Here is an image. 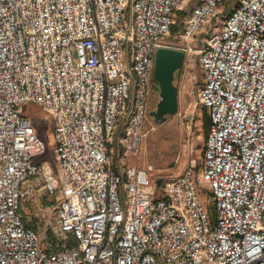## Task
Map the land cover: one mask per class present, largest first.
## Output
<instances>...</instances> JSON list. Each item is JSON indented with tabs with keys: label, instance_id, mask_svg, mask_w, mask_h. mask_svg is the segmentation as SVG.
I'll return each mask as SVG.
<instances>
[{
	"label": "built area",
	"instance_id": "2783aa9c",
	"mask_svg": "<svg viewBox=\"0 0 264 264\" xmlns=\"http://www.w3.org/2000/svg\"><path fill=\"white\" fill-rule=\"evenodd\" d=\"M228 1L195 2L171 47L192 0H0V264H264V0ZM209 25L202 174L156 199L126 164L149 133L156 53L189 57ZM28 104L52 121V157Z\"/></svg>",
	"mask_w": 264,
	"mask_h": 264
},
{
	"label": "rangeland",
	"instance_id": "374dc122",
	"mask_svg": "<svg viewBox=\"0 0 264 264\" xmlns=\"http://www.w3.org/2000/svg\"><path fill=\"white\" fill-rule=\"evenodd\" d=\"M237 2L238 0L225 2L223 4L224 10L231 11ZM193 6L194 3H190L185 11L189 12ZM213 31V26L209 25L192 42L193 52L189 57H186L183 68L175 74L174 83L178 89L177 114L168 117L163 123L156 122L149 110L150 108L154 109L155 105L160 102L157 88L154 98L151 95L148 106L149 133L143 141L139 158L134 161L132 160V162L131 160L126 162L127 165L131 164L133 167H135L134 165H138L141 169L147 171L150 180L156 188V199L163 197L162 188L163 185L165 186V180L169 177L184 175L186 170L191 166L195 169L193 177L196 181L202 174L206 149L204 118L206 114L208 115V112L200 104V93L204 80L199 65V51L203 48L205 39ZM161 42L171 47H184L182 42L177 39V36L173 35L164 38ZM151 94H153V90ZM23 116L34 120L39 137L47 145L48 152L46 156L52 157L55 150L52 121L34 104L24 106ZM159 182H161V185H159ZM199 188L206 194L202 198L207 211L211 216H215L212 212L214 201L212 200L209 185L201 181L200 184L198 183V190L200 192ZM50 204L51 202H49Z\"/></svg>",
	"mask_w": 264,
	"mask_h": 264
},
{
	"label": "water",
	"instance_id": "95a60500",
	"mask_svg": "<svg viewBox=\"0 0 264 264\" xmlns=\"http://www.w3.org/2000/svg\"><path fill=\"white\" fill-rule=\"evenodd\" d=\"M185 59L186 55L181 50L162 47L156 53L153 76L160 88V102L151 116L158 123L178 112V89L174 85V77L183 68Z\"/></svg>",
	"mask_w": 264,
	"mask_h": 264
},
{
	"label": "bare ground",
	"instance_id": "6f19581e",
	"mask_svg": "<svg viewBox=\"0 0 264 264\" xmlns=\"http://www.w3.org/2000/svg\"><path fill=\"white\" fill-rule=\"evenodd\" d=\"M153 76H152V80H151V93H152V90H153V84L154 83H156L157 85H158V83L155 81V80H153ZM204 78H205V76H203V80H204ZM174 82H175V77H174ZM174 85H175V83H174ZM158 87H159V85H158ZM203 87H204V82H203ZM203 87H202V89H203ZM201 89V90H202ZM151 95L152 94H150V97H151ZM159 95H160V88H159ZM149 100H150V98H149ZM155 111V110H154ZM209 131H210V129H209ZM208 136H209V134H208ZM207 140H208V138H207ZM206 145H207V142H206ZM142 147V146H141ZM207 148V147H206ZM141 150V149H140ZM205 154H206V149H205ZM205 154H204V158H205ZM132 166V165H131ZM133 167V166H132ZM204 167V166H203ZM133 168H138V166L136 167H133ZM192 169H193V171H195V169H194V167H192ZM147 178V177H146ZM149 181H150V183H152V181L150 180V179H148ZM153 184V183H152ZM207 184V183H206ZM209 185V184H208ZM164 186V185H163ZM209 187H210V185H209ZM200 189V188H199ZM210 191H211V196H212V192H213V190H212V188L210 187ZM203 195H206L205 193H204V191L203 190H201L200 189V192H199V196H200V198L202 199V196ZM213 200V199H212ZM214 201V200H213ZM198 208H205V203L203 202V199H202V201H198ZM212 212H213V214H215V212H216V202H214V208L212 209ZM160 231H161V233H169L170 232V225H169V221H161L160 222Z\"/></svg>",
	"mask_w": 264,
	"mask_h": 264
},
{
	"label": "trees",
	"instance_id": "16d2710c",
	"mask_svg": "<svg viewBox=\"0 0 264 264\" xmlns=\"http://www.w3.org/2000/svg\"><path fill=\"white\" fill-rule=\"evenodd\" d=\"M197 1L198 0H193L192 3H195ZM186 14H187L186 11L183 12V13L178 14L176 24L173 26V29H172V35L173 36L179 35V33L182 31V29H183V19H184ZM156 86H157V84H156ZM156 88L159 91L158 87H156ZM209 129H210V119H209L208 115L206 114L205 118H204V130H205V140H206L205 142H207ZM71 245H74V244L71 243Z\"/></svg>",
	"mask_w": 264,
	"mask_h": 264
},
{
	"label": "flooded vegetation",
	"instance_id": "af4514ba",
	"mask_svg": "<svg viewBox=\"0 0 264 264\" xmlns=\"http://www.w3.org/2000/svg\"><path fill=\"white\" fill-rule=\"evenodd\" d=\"M176 74H177V72H176ZM175 76H176V75H175ZM156 87H157V86H156V84L154 83V84H153V94H152V95H153V96H152L153 98H154V94H155V91H156ZM152 102H153V101H152ZM157 105H158V103L155 105L154 109H153V108H150V110H149L150 114H151V113L157 108Z\"/></svg>",
	"mask_w": 264,
	"mask_h": 264
}]
</instances>
